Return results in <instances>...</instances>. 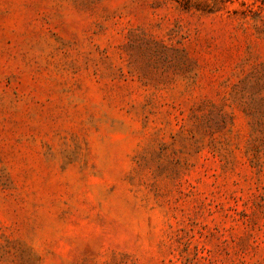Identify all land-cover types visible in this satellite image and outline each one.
<instances>
[{"label":"rangeland","instance_id":"rangeland-1","mask_svg":"<svg viewBox=\"0 0 264 264\" xmlns=\"http://www.w3.org/2000/svg\"><path fill=\"white\" fill-rule=\"evenodd\" d=\"M0 264H264V0H0Z\"/></svg>","mask_w":264,"mask_h":264}]
</instances>
